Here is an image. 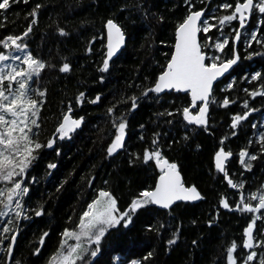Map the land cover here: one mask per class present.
I'll return each instance as SVG.
<instances>
[{
    "label": "trees",
    "instance_id": "1",
    "mask_svg": "<svg viewBox=\"0 0 264 264\" xmlns=\"http://www.w3.org/2000/svg\"><path fill=\"white\" fill-rule=\"evenodd\" d=\"M194 2V10L204 8L205 15L213 8H217V15L226 14L225 10L218 9L223 0ZM36 3L41 4L37 10V24L25 41L35 56L56 66L46 67L41 72L39 87L47 89V102L40 112V139L44 140L53 130L61 113L66 111L68 101L74 103L80 91L85 92L84 101L80 106L74 104L73 115L83 116L84 121L71 139L54 145L59 148V155L51 149H41L38 158L32 162L30 172L36 182L31 185L29 196L33 207L40 203L44 205L45 214L41 217L32 214L29 220L20 222L13 250L15 260L20 264H46L57 246L58 232L78 222L86 203L99 190L111 191L122 208L140 190L151 185L158 170L152 161L144 164L134 157L136 154L142 157L145 148L151 150L153 133L159 132V143L166 158L177 163L186 185H195L204 198L197 204L180 203L169 210L154 205L141 208L129 226L131 231L127 237H122L124 230L119 229L111 230L103 239L101 253L94 264H130L132 259L140 264H227V247L233 241L238 245L234 255L239 264L244 253L243 228L253 214L235 210L236 193L240 190L228 188L222 180V174L214 167V151L218 149L219 141L227 136L224 146L233 152L231 162L226 165L230 177L245 182L242 191L246 196L264 191V152L260 151L259 141V133L264 132V96L253 98L243 91L245 87L251 91L259 85V81L248 83L244 73L250 68L261 70L264 65V46L252 42L251 48H247L244 40L253 29L264 37V24L258 23V13L254 12L245 29L241 30V42L236 47L242 58L247 54L246 48L248 52L259 51L261 56L243 60L235 72H230L233 88L226 92L217 89L214 93L217 103L209 106L208 130L205 131L201 126L185 128V124L179 122L182 117L176 108L184 106V94H165L159 98L149 94L145 98L141 96L142 88L136 86L150 84L173 51L174 26L187 14L184 0H27L26 3L17 0L6 13L0 12V37L23 32L31 20L28 13ZM108 18L118 22L124 30L126 46L110 62L109 71L101 73L98 71L102 59L101 42L97 39L90 44L89 41L92 36L102 34L103 23ZM230 27H238V21L225 27L226 34ZM61 28L66 35L60 34ZM229 39L231 44V37ZM88 47H92L91 53L86 51ZM64 62L71 65L69 73L58 71ZM228 77L219 83L220 89L225 87ZM97 93L101 96L100 102L89 103ZM133 95L137 97L135 110L130 108ZM224 96L230 100L226 107L221 106ZM245 99L249 108L255 111L250 112L246 120L238 122L233 130L232 117L247 111L243 107ZM113 105L114 111L123 113L127 120V134L125 147L109 157L104 149L114 130L106 109ZM167 112L173 115L168 116ZM252 124H256V128ZM232 131L237 135L232 136ZM241 149L257 156L256 160L250 161V170L239 164ZM130 159L134 162L129 163ZM50 162L56 163L57 167L47 169ZM221 194L228 197L233 210L218 205ZM248 202L257 203L254 200ZM256 215L260 217L256 221L257 227H264V216ZM69 216H72L71 224L67 222ZM148 224L152 225L151 230L147 228ZM46 230L49 237L45 238L41 254L33 255L40 235ZM174 232L176 242L169 245L167 241ZM127 240L138 243L126 244ZM256 250L261 251L260 248ZM148 252L152 256L143 260Z\"/></svg>",
    "mask_w": 264,
    "mask_h": 264
},
{
    "label": "snow or ice",
    "instance_id": "2",
    "mask_svg": "<svg viewBox=\"0 0 264 264\" xmlns=\"http://www.w3.org/2000/svg\"><path fill=\"white\" fill-rule=\"evenodd\" d=\"M16 2L17 0H0V12L6 13L11 4ZM24 2L26 3L27 0ZM184 3L187 5V14L174 26L173 51L169 54V58L161 65L158 76L150 84L136 86L142 88L141 96L145 98H148L149 94H154L153 98H159L160 94H184V106L176 108V112L182 117L179 122L184 123L185 128L194 125L201 126L207 131L209 106L217 103L214 93L217 89L226 92L233 88L234 81L231 79L230 70L235 72L243 60L261 56L259 51H247V48H251L252 42L264 46V37L258 35L257 29H253L244 37L247 54L243 58L236 45L241 42V30L245 29L247 21L254 12L260 16L258 23L264 24V0H235L234 3L223 0L218 5V9L226 11V14L222 15L216 14L217 8L211 9L207 15L204 8L194 10L196 9L194 0H184ZM40 7L41 4L36 3L28 13L31 20L23 32L0 37V254H3L0 255V264H20V261L15 260L13 256L20 222L29 220L32 214L35 217L45 214L44 205L40 203L33 207L29 196L31 185L36 182V178L30 172L33 160L38 158L41 149H51L59 155L60 150L54 145L71 139L72 134L84 121L83 116L73 115L74 104L80 106L84 101L85 92L80 91L75 96L74 103L72 100L68 101L66 111L61 113L53 130L44 140L40 139V112L47 102V89L39 87L41 72L46 67L49 69L56 67L35 56L25 41V37L29 36L33 26L37 24V10ZM233 21H238V27H230L226 34L225 27L232 25ZM59 32L61 35H66L62 28ZM97 39L102 45V59L98 71L105 73L109 71L112 58L125 45L126 34L118 22L108 18L103 23L102 34L99 37L92 36L89 43L92 44ZM86 51L91 53L93 49L88 47ZM58 71L69 73L70 63H62ZM226 73H229L227 83L223 89H220L219 78L224 77ZM244 78L248 83L259 81L258 87L254 86L251 91L245 87L243 91L246 94L253 98L258 95L264 96V91L259 90L264 89V65L261 66V70L250 68L244 73ZM100 80L103 81V76ZM100 100L101 96L97 93L89 103L97 104ZM131 100L130 108L135 110L138 106L137 97L133 95ZM229 103L228 96H224L221 106L226 107ZM243 107L247 111L242 115L235 114L231 119L233 130L237 128L238 122L246 120L249 113L255 111L254 108H249L247 99L243 101ZM114 109L115 105L106 109L114 130L110 142L104 149L109 157L125 147L127 134V120L124 114L117 113ZM167 115L172 116L173 113L167 112ZM140 127L143 128L144 125L141 124ZM252 127L256 128V124H252ZM231 135L236 136L237 133L232 131ZM160 138L161 134L154 132L151 150L145 148L142 157L140 154L134 157L135 160H142L144 164L153 162L154 168L158 170L154 182L140 190L122 208L118 206V198L111 191L99 190L90 202L86 203V207L78 217V222L73 227L65 226L58 232L57 246L46 259V264H94L101 253L103 239L111 230L119 229L124 230L121 236L127 237L131 231L129 226L133 224L134 217L141 208L155 205L161 209H170L179 201H197L204 198L195 185H186L177 163L170 162L166 158L159 143ZM140 139H143V136ZM227 139V136L222 138L218 149L214 151V167L222 174V180L226 181L228 188L240 190L236 193L238 201L235 203V210L253 214L243 228L244 253L239 264H252V262L264 264V227L256 225L257 219L260 218L256 214L260 213L264 216V213H261L264 209V191L259 195L252 192L246 196L242 191L245 182L230 177L226 165L231 162L233 152L224 146ZM259 141L260 151L264 152V132L259 133ZM245 157L248 159L246 160ZM256 159L257 156L250 154L247 149H241L238 153L239 164L245 169L250 170L252 167L250 161ZM133 162L132 159L129 160V163ZM56 167V163L53 162L46 165L47 169ZM91 183L89 180L88 184ZM249 200L257 203H250ZM218 205L223 209L233 210L228 197L223 194L219 197ZM67 222L72 223V216L67 218ZM211 222L210 220L209 224ZM151 227V224L147 225L149 230ZM47 237L49 231H43L33 255L41 254ZM176 239L177 235L174 232L167 243L172 245ZM125 243L138 242L127 240ZM193 243L195 244V241ZM237 247L235 241L227 247V264H238L237 256L234 255ZM257 248L261 249L259 253ZM151 256L152 253L148 252L143 260H148ZM130 264H140V261L132 259Z\"/></svg>",
    "mask_w": 264,
    "mask_h": 264
},
{
    "label": "water",
    "instance_id": "3",
    "mask_svg": "<svg viewBox=\"0 0 264 264\" xmlns=\"http://www.w3.org/2000/svg\"><path fill=\"white\" fill-rule=\"evenodd\" d=\"M251 18L252 17H250L249 18V20L248 21H250L251 20ZM125 46H126V43H125V45L122 47V49L117 53V55L116 56H114L113 58H112V60L111 61H113L122 51H123V49L125 48ZM110 61V62H111ZM236 66H234V68H235ZM232 70H230V72H231ZM229 75V73H226L225 74V76L224 77H221V78H219V80H220V82L223 80V79H225L227 76ZM182 94V93H181ZM160 95H165V94H160ZM182 177V176H181ZM183 179V178H182ZM202 201V199L201 200H197V201H179V202H176L174 205H177V204H180V203H191V204H197V203H199V202H201ZM173 205V206H174ZM155 206V205H154ZM172 206V207H173ZM155 207H157L158 209H161V208H159L158 206H155ZM171 207V208H172ZM170 208V209H171ZM161 210H169V209H161ZM19 233V232H18ZM19 235V234H18ZM17 238H18V236H17Z\"/></svg>",
    "mask_w": 264,
    "mask_h": 264
},
{
    "label": "flooded vegetation",
    "instance_id": "4",
    "mask_svg": "<svg viewBox=\"0 0 264 264\" xmlns=\"http://www.w3.org/2000/svg\"><path fill=\"white\" fill-rule=\"evenodd\" d=\"M247 22H249V21H247ZM247 24V23H246ZM0 255H2V254H0Z\"/></svg>",
    "mask_w": 264,
    "mask_h": 264
},
{
    "label": "rangeland",
    "instance_id": "5",
    "mask_svg": "<svg viewBox=\"0 0 264 264\" xmlns=\"http://www.w3.org/2000/svg\"><path fill=\"white\" fill-rule=\"evenodd\" d=\"M258 16H259V14H258ZM260 17V16H259Z\"/></svg>",
    "mask_w": 264,
    "mask_h": 264
}]
</instances>
